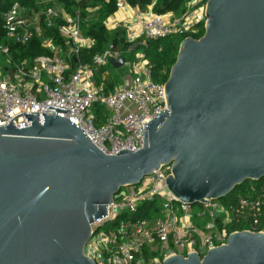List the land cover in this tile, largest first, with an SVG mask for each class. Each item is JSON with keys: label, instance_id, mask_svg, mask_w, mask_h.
<instances>
[{"label": "water", "instance_id": "water-1", "mask_svg": "<svg viewBox=\"0 0 264 264\" xmlns=\"http://www.w3.org/2000/svg\"><path fill=\"white\" fill-rule=\"evenodd\" d=\"M205 18L201 37L180 42L166 109L138 128L137 152L104 155L58 115L0 127V264H95L84 255L90 226L121 188L162 166L169 192L190 205L264 180V0H207ZM162 264H264V234L232 233L202 257Z\"/></svg>", "mask_w": 264, "mask_h": 264}, {"label": "built area", "instance_id": "built-area-1", "mask_svg": "<svg viewBox=\"0 0 264 264\" xmlns=\"http://www.w3.org/2000/svg\"><path fill=\"white\" fill-rule=\"evenodd\" d=\"M56 1L31 0L36 10L14 2L0 14V29L8 40L25 45L34 37L40 38L51 53L34 59L31 65L24 61L11 67L8 48L0 46V127L18 115L11 120L15 129L29 127L23 114L40 118L41 114L58 115L78 126L104 155L113 156L122 150L137 152L142 148L138 128L166 109L165 83L153 82L144 53L136 54L135 61H125L111 45L94 56L91 65L77 63L72 71V59L93 42L81 34L79 12L70 15L56 8ZM156 1L150 0L146 10L140 11L126 0H115L114 15L118 16L104 25L110 30L124 29L125 43L132 46L138 41L146 46L149 41L168 36L194 38L204 31L207 0L189 1V8L183 7L172 17L154 13ZM44 27L55 29L63 45L43 39ZM121 58L127 75L105 94L102 84H95L94 69ZM48 106L67 114L47 110ZM95 107L107 115L100 119ZM169 175L170 166H162L137 187L121 188L107 206L106 216L90 226L97 232L85 245L84 255L95 264H162L177 255L195 253L202 257L208 250L225 245L232 233L264 234L259 230L264 187L251 197H238L228 207L210 200L190 205L178 202L169 192L165 184ZM108 227L110 231L100 235Z\"/></svg>", "mask_w": 264, "mask_h": 264}, {"label": "trees", "instance_id": "trees-1", "mask_svg": "<svg viewBox=\"0 0 264 264\" xmlns=\"http://www.w3.org/2000/svg\"><path fill=\"white\" fill-rule=\"evenodd\" d=\"M133 7H137L140 11H145L149 6L150 0H126ZM184 0H157L153 7L156 14H165L173 10L177 15L182 12L183 7L179 6ZM14 2H20L28 8L36 10L31 0H0V14ZM65 12L72 15L75 11L80 14V31L84 38L92 40L93 44L90 48L80 49L76 56L72 59V71L75 64L91 65L94 56L102 54L108 45L114 50L121 52L125 61H135V55L144 53V59L148 62L152 80L155 83H165L168 77L169 69L174 64L178 52L179 44L183 37L168 36L154 41H149L146 46L141 45L138 41L135 45L125 43V30L118 27L110 30L105 27L104 22L114 17L116 12L115 0H57ZM111 18V19H112ZM42 38L52 40L55 45H63L62 39L58 36L55 29H41ZM203 35V30L197 36L198 39ZM0 46L8 48L10 58V66L19 65L22 62L32 64L33 60L38 57L50 56L51 53L41 44V39L34 37L25 45L16 44L8 40L3 30L0 29ZM115 68L108 62L106 66L94 69V81L96 85L102 84L103 92L107 94L121 82L123 74L112 72ZM119 70V69H115ZM97 116L102 119L107 115L100 107L94 108ZM264 187V180L258 182H245L240 188L228 195L222 204L226 207L234 204L238 197H251L254 191ZM144 206L141 207V209ZM153 210V209H152ZM236 230H243L245 227H234ZM232 228V229H233ZM259 230H264V211L260 220Z\"/></svg>", "mask_w": 264, "mask_h": 264}, {"label": "rangeland", "instance_id": "rangeland-1", "mask_svg": "<svg viewBox=\"0 0 264 264\" xmlns=\"http://www.w3.org/2000/svg\"><path fill=\"white\" fill-rule=\"evenodd\" d=\"M189 1L190 2H195V0H184L183 2H181L180 4H179V6H181V7H186V6H188V8H189V6H191L190 5V3H189ZM165 14H168V15H170L171 14V16L170 17H172V16H175L176 15V13H175V11H173V10H170V11H168V12H166ZM112 72H114V73H116V74H123V76H126L127 75V69H126V67H121L119 70H116L115 71V69L114 70H112ZM137 187V186H136ZM135 187V188H136ZM219 203H222L221 201H219ZM218 203V204H219ZM197 210V207L195 206L194 207V211H196ZM110 230H109V227L108 228H106V229H104V230H102L101 231V233H100V235H104L106 232H109Z\"/></svg>", "mask_w": 264, "mask_h": 264}, {"label": "crops", "instance_id": "crops-1", "mask_svg": "<svg viewBox=\"0 0 264 264\" xmlns=\"http://www.w3.org/2000/svg\"><path fill=\"white\" fill-rule=\"evenodd\" d=\"M55 6H56V8H58V9H59V8H60V9L63 8V6H62L59 2H57V1H56V5H55ZM130 6H131V5H130ZM132 7H133V6H132ZM134 8L137 9V7H134ZM63 9H64V8H63ZM145 10H146V9H145ZM113 16H114V15H113ZM111 18H112V17H111ZM111 18H110L109 21H114V18H112V19H111Z\"/></svg>", "mask_w": 264, "mask_h": 264}, {"label": "bare ground", "instance_id": "bare-ground-1", "mask_svg": "<svg viewBox=\"0 0 264 264\" xmlns=\"http://www.w3.org/2000/svg\"><path fill=\"white\" fill-rule=\"evenodd\" d=\"M117 16H118V15H114V17H113V18H117Z\"/></svg>", "mask_w": 264, "mask_h": 264}]
</instances>
